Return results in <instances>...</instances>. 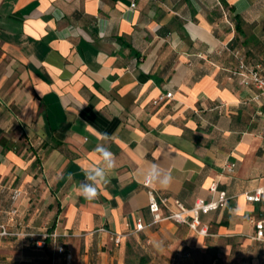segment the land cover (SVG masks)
<instances>
[{
	"label": "crops",
	"instance_id": "obj_1",
	"mask_svg": "<svg viewBox=\"0 0 264 264\" xmlns=\"http://www.w3.org/2000/svg\"><path fill=\"white\" fill-rule=\"evenodd\" d=\"M233 50L264 57V0H0V187L23 192L20 229L60 236L43 250L6 239L0 264H264V202L246 200L264 186V105L230 78ZM100 144L116 168L88 201L81 169ZM151 164L173 177L156 196L187 208L226 191L201 217L209 237L151 225ZM10 206L0 190V225Z\"/></svg>",
	"mask_w": 264,
	"mask_h": 264
},
{
	"label": "built area",
	"instance_id": "obj_2",
	"mask_svg": "<svg viewBox=\"0 0 264 264\" xmlns=\"http://www.w3.org/2000/svg\"><path fill=\"white\" fill-rule=\"evenodd\" d=\"M135 6V5H133ZM232 56L236 61V65L229 70L230 78L235 80L240 87L251 88L256 91V95L252 101L257 105H264V57L260 58L255 64L248 63L245 55L240 50H233ZM173 94L167 93L160 97L159 102L172 99ZM228 173L232 174L236 170V164L226 166ZM144 186L148 189L149 196V212L152 216L151 225H157L163 222H170L175 225L186 226L192 232L201 237H209L210 229L201 221L202 216L209 215L212 212L225 209L230 200L226 191L220 190L217 184L210 187V192L215 195V199L206 201L198 199L192 208H187L179 200H171L168 197H157L151 184L144 182ZM2 193L8 191L10 193L11 206L8 210L13 227L8 224L0 225V244L6 239H25L31 243L36 249L43 250L48 246L50 240H55L60 236L57 233L48 231H26L20 229L17 225L16 218L18 209L16 203L22 197L23 192L19 189H8L6 186H1ZM246 200L249 203L264 202V186L259 187L246 195ZM20 225V224H19ZM256 228V239L264 241V220L254 221ZM147 225L139 223L136 225L135 233L143 232ZM102 232H107L106 229H101ZM113 241L116 245H120L122 238L128 235L112 233ZM58 253L63 254L64 248L58 247ZM71 259V256H67Z\"/></svg>",
	"mask_w": 264,
	"mask_h": 264
},
{
	"label": "clouds",
	"instance_id": "obj_3",
	"mask_svg": "<svg viewBox=\"0 0 264 264\" xmlns=\"http://www.w3.org/2000/svg\"><path fill=\"white\" fill-rule=\"evenodd\" d=\"M105 141L107 134H101ZM94 151L99 159L96 163H90L81 169L84 179L79 182V192L84 199L92 201L99 195V186L110 183V176L116 168L114 154L104 144L98 145ZM144 180L149 184L167 188L171 185L173 177L170 172L161 168L158 164H151L142 172ZM71 179V177H69Z\"/></svg>",
	"mask_w": 264,
	"mask_h": 264
},
{
	"label": "rangeland",
	"instance_id": "obj_4",
	"mask_svg": "<svg viewBox=\"0 0 264 264\" xmlns=\"http://www.w3.org/2000/svg\"><path fill=\"white\" fill-rule=\"evenodd\" d=\"M1 264H39V263H38V261H36V262L31 261V262L27 263V262H23V261L18 260V257H11L10 259H8L6 261V263H1Z\"/></svg>",
	"mask_w": 264,
	"mask_h": 264
}]
</instances>
